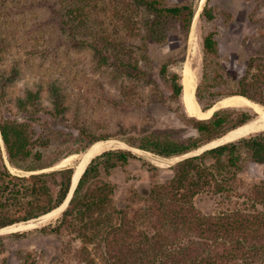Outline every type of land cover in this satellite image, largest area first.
I'll use <instances>...</instances> for the list:
<instances>
[{
	"label": "rangeland",
	"instance_id": "obj_1",
	"mask_svg": "<svg viewBox=\"0 0 264 264\" xmlns=\"http://www.w3.org/2000/svg\"><path fill=\"white\" fill-rule=\"evenodd\" d=\"M75 1L0 0V120L25 123L35 140H50L48 148L35 145L32 156L15 168L8 161L0 133L1 162L13 176L28 178L36 173L76 167L78 162L71 166L61 164L64 158L95 140L117 142L112 150L133 151L139 159L127 169L114 170L106 178L115 189L108 208L114 211L112 221L116 230L121 231L107 235L104 230L97 238H93L95 233H88L94 240L90 243L80 232L82 224L78 221L55 234L36 231L57 226L66 205L53 215L0 230V264L25 261L115 264V259L109 258L107 243L113 242L115 248L119 244L124 247L149 244L144 237L155 234L154 217L149 210L151 204L139 197V191L143 187L161 186L171 179L178 160L156 157L124 141L137 142L141 136L159 131H176L182 138L193 135L190 130L180 132L186 127L174 114L177 104L170 99L159 73L165 56L181 46L178 36L182 37V30L178 23L167 25V43L158 46L146 41L144 31L129 37L110 0H98L97 9L94 5L86 10L82 29L75 13L69 21L73 31L65 32L60 24L61 16L67 3ZM171 1H187L195 9L186 43V60L171 66V70L182 74L187 63L196 75L197 86L207 71V83L214 86L212 96L217 103L223 98L221 95L246 91L264 106V0ZM206 6L211 18H207ZM129 13L137 22H144L143 13ZM211 33L218 44V56L210 59L205 69L204 39ZM103 37L121 42L130 52L121 55V60H116L107 50L97 54L93 45L102 48ZM107 54L110 62L105 64L102 56ZM122 62L128 67L123 68ZM137 64L141 72H136ZM243 111L253 113L250 109ZM211 164L213 161L208 160L207 165ZM30 169L42 170L30 172ZM74 175L73 189L79 171L75 170ZM228 177L232 181L237 177L230 183L237 184L232 196L214 195L211 187L207 189L210 193L202 191L193 200L197 210L216 215L245 206L249 212L264 214V199L249 197L254 188L264 189V164L249 160L241 172L231 171ZM11 209L13 216L25 215L21 206ZM25 232L26 238L15 236ZM191 239L193 235L184 232L176 242L186 244ZM226 264L243 263L232 258Z\"/></svg>",
	"mask_w": 264,
	"mask_h": 264
},
{
	"label": "trees",
	"instance_id": "obj_2",
	"mask_svg": "<svg viewBox=\"0 0 264 264\" xmlns=\"http://www.w3.org/2000/svg\"><path fill=\"white\" fill-rule=\"evenodd\" d=\"M96 1L98 0H77L67 3L69 4L67 9L63 6L65 13L63 12L61 16L60 24L64 31L69 33L73 31L70 19L75 13L79 16V19H76L78 27L82 29L85 26L86 10L92 8ZM110 4L118 12L121 20L119 23L126 29L125 33H128L129 37L140 35L144 31L146 41L150 40L149 43L158 46L167 43V25L178 23L182 30V37L178 36L181 46L165 56L159 73L167 85L170 99L177 104L174 114L186 127V130L180 132L189 130L193 132L192 136L182 138L176 131H159L141 136L137 142L125 140L124 143L156 157L172 159L201 150L257 117L256 113H249L243 109H220L207 120H200L187 114L183 102V76L172 71L171 66L186 60L187 38L195 17V9L191 3L187 1L176 3L171 0H110ZM94 8L97 9V5ZM130 11L143 13L144 22L141 23V20L137 22ZM207 12V18H211L209 10ZM102 40V48L93 45L97 54L101 55L103 50H107L112 52L116 60H121V55L130 52L119 41L108 37H103ZM142 40L144 42V39ZM216 56L218 44L215 35L211 33L204 39L205 69L210 59ZM102 59L105 64L110 62L109 54L102 56ZM122 66L128 67L123 62ZM135 69L138 70L136 72H141L138 64ZM207 80V71H204L195 91V97L204 112L217 103L212 96L214 86H208ZM233 95H241L255 101V98L246 91H235L221 97ZM0 133L8 161L15 168H19L21 162L32 156L35 145L41 148H48L50 145L48 138L35 140L25 123L0 120ZM99 141L101 140L89 142L77 153L86 151ZM137 159H139L137 154L131 150L116 149L109 150L92 160L82 175L69 206L62 212L59 224L45 226L36 231L44 235L55 234L61 232L64 226H70L78 221L82 224L80 232L84 233L88 243L99 237L104 230L107 235L121 231L116 230L117 227L112 221L114 211H111V207L108 208L115 189L106 178H109L116 169H127ZM208 160L213 161V164L207 165ZM249 160L264 164V131L187 158L175 166V175L161 186L140 189L139 197L151 204L149 210L154 217L155 234L144 237L150 242L147 245L139 243L136 247H124L119 244L115 248L113 242L107 243L109 258L115 259V264H226L232 258L243 264H264V214L249 212L244 206L216 215H205L193 204L197 195L202 191L210 193L207 189L211 187L214 195L232 196L237 184L231 185L232 180L228 175L231 171L236 174L241 172ZM1 161L0 154V230L36 220L48 213L53 214L67 199L75 172L73 167L36 173L27 178L13 176L6 164ZM42 169L28 171L36 172ZM236 179L237 177H234L233 180ZM245 194L242 196L245 197ZM249 197L251 200L264 199V189L254 188L253 192H249ZM19 206L25 209V215L13 216L11 208ZM184 232L193 235V239L190 243H177L176 240ZM88 233L95 235L92 238ZM27 235L26 232L15 234L20 238H26ZM27 257L29 258V255ZM24 264L30 263L25 261Z\"/></svg>",
	"mask_w": 264,
	"mask_h": 264
},
{
	"label": "bare ground",
	"instance_id": "obj_3",
	"mask_svg": "<svg viewBox=\"0 0 264 264\" xmlns=\"http://www.w3.org/2000/svg\"><path fill=\"white\" fill-rule=\"evenodd\" d=\"M203 2L204 0H202V3ZM182 76V83L184 85L183 102L185 110L189 116L195 117L200 120H207L211 118L212 115L220 109H250L253 110V113L257 114V117L252 121L244 124L242 127L237 128L236 130H232L230 133L223 136L221 139L216 140L213 144L199 150L197 153L227 143L236 142L244 138H249L264 131V106L262 104L241 95H233L221 99L213 109L209 110L208 112H204L197 99L194 97L197 86V79L195 77L196 75L190 70V67L187 65V63L185 64V67L182 71ZM116 144L117 142L108 140L96 142L83 153H75L64 158L61 166L70 165L72 163L76 164L78 162L76 167L73 168L74 170L79 171L80 178V175H82V173L85 171V169L92 160L101 156L103 153L114 149V146ZM175 160L179 161L180 159L176 158ZM69 200L70 196L66 203L56 212L62 211L66 207Z\"/></svg>",
	"mask_w": 264,
	"mask_h": 264
},
{
	"label": "water",
	"instance_id": "obj_4",
	"mask_svg": "<svg viewBox=\"0 0 264 264\" xmlns=\"http://www.w3.org/2000/svg\"><path fill=\"white\" fill-rule=\"evenodd\" d=\"M194 97H195V96H194ZM195 98H196V97H195ZM218 103H219V102H218ZM218 103H217V104H218ZM215 106H216V105H214L211 109H213ZM211 109H209V110H211ZM209 110H208V111H209ZM208 111H206V112H208ZM240 127H242V126H240ZM240 127H238V128H240ZM234 130H236V129H234ZM230 132H231V131H230ZM230 132H229V133H230ZM226 135H227V134H226ZM220 139H221V138H220ZM218 140H219V139H218ZM118 143L121 144V142H118ZM210 144H211V143H210ZM210 144H209V145H210ZM209 145H207V146H209ZM207 146H205V147H207ZM205 147H203V148H205ZM203 148H202V149H203ZM206 150H207V149H206ZM206 150H204V151H206ZM198 151H199V150H198ZM198 151L192 152V153H190V154H186L185 156L176 157V158H178V159H181L180 161H178V163L181 162V161H183V160H185V159H187V158L197 156V155H195V153L198 152ZM204 151H203V152H204ZM200 153H201V152H200ZM149 154H150V153H149ZM198 155H200V154H198ZM176 158H172V159H176ZM91 162H92V161H91ZM91 162H90V163H91ZM85 170H86V169H85ZM84 172H85V171H84ZM84 172L82 173V175L84 174ZM82 175L80 176V178H79V180H78L76 186L74 187V189H73V183H74V175H73L71 190H70V193H69L67 199H66L65 202L63 203V205L66 203V201L68 200V198H69V196H70V200H69V202H68V204H67V207L69 206V203H70V201H71V199H72V197H73V194H74V192H75V190H76V188H77V186H78V184H79V181H80ZM72 189H73V190H72ZM63 205H62V206H63ZM62 206H61V207H62ZM61 207H59V208H61ZM67 207H66V209H67ZM59 208H58V209H59ZM66 209H65V210H66ZM65 210H64V211H65ZM53 211H54V210H53ZM53 211H51V212H53ZM51 212H50V213H51ZM48 214H49V213H48ZM48 214H46V215H48ZM46 215H43L42 217H44V216H46ZM40 218H41V217H40ZM38 219H39V218H38ZM36 220H37V219H36ZM13 226H14V225H13ZM9 227H11V226H9ZM6 228H8V227H6ZM3 229H4V228H3Z\"/></svg>",
	"mask_w": 264,
	"mask_h": 264
}]
</instances>
